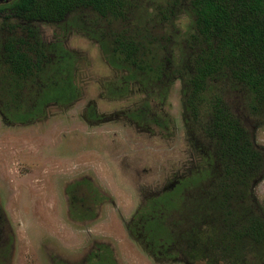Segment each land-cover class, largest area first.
Instances as JSON below:
<instances>
[{
	"label": "rangeland",
	"instance_id": "374dc122",
	"mask_svg": "<svg viewBox=\"0 0 264 264\" xmlns=\"http://www.w3.org/2000/svg\"><path fill=\"white\" fill-rule=\"evenodd\" d=\"M165 1L128 0L123 23L91 10L61 23L26 22L9 9L0 14V63L4 38L31 30L43 44L59 43L78 56L80 89L75 102L51 105L34 122L7 123L0 114V264H90L99 247L117 264H187L154 253L137 230L149 201L204 165L185 123L182 83L127 82L129 72L114 68L101 47V37L124 27L177 43L188 37L193 23L184 4L172 23L158 25ZM219 82L264 153V119L251 114L250 95ZM253 201L264 214V173Z\"/></svg>",
	"mask_w": 264,
	"mask_h": 264
},
{
	"label": "trees",
	"instance_id": "16d2710c",
	"mask_svg": "<svg viewBox=\"0 0 264 264\" xmlns=\"http://www.w3.org/2000/svg\"><path fill=\"white\" fill-rule=\"evenodd\" d=\"M163 3L158 25L172 23L184 4L193 23L188 37L177 43L173 37L124 27L101 37L107 46L101 47L114 68L129 72L127 82L143 88L181 81L185 123L204 165L148 202L138 234L154 253L169 252L187 264H264V214L253 201V188L264 173V153L219 82L246 90L251 114L264 119V0ZM5 9L14 18L44 23H61L83 10L123 23L131 12L128 0H11L0 6V14ZM77 63L73 51L59 43L43 44L34 31L28 30L27 37H5L3 120L26 124L45 116L51 105L75 102L80 94ZM90 260L117 264L103 247Z\"/></svg>",
	"mask_w": 264,
	"mask_h": 264
}]
</instances>
